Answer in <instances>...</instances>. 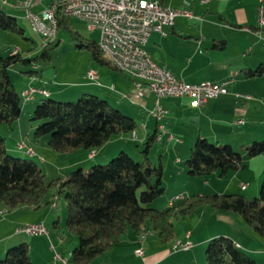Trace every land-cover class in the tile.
Returning <instances> with one entry per match:
<instances>
[{
  "label": "trees",
  "instance_id": "obj_1",
  "mask_svg": "<svg viewBox=\"0 0 264 264\" xmlns=\"http://www.w3.org/2000/svg\"><path fill=\"white\" fill-rule=\"evenodd\" d=\"M57 20L58 27L71 29L69 17L58 12ZM0 28L23 33L16 17L2 8ZM55 39L43 44L42 56H48L46 46ZM83 40L80 45L90 49L95 61L111 64L102 54L96 39L84 37ZM215 44L222 46L224 41L218 40ZM17 61L32 62L33 56L23 57L18 48L7 55L0 54V124L9 128L18 120L23 100L8 72ZM258 70L254 74H258ZM26 73L33 77L39 71ZM41 95L47 97H41L33 107L31 119L37 124L33 134L35 138L46 137L49 146L60 153L79 148L92 152L111 136L131 132L137 126L134 117L91 92H83L76 100ZM156 133L157 128L143 142L142 160L120 150L106 163H94L87 169L78 166L65 177L51 179L32 158L35 153L25 149L29 157L11 154L6 147L5 136L0 133V206L10 209L26 205L38 209L49 202L47 194L56 187L66 200V224L78 239V244L71 251L72 264L90 263L110 249L128 229L142 234L150 227L161 241H170L173 238L172 219L188 214L202 204L220 213L240 214L245 223L264 237V178L259 194L254 197L240 192L192 194L182 196L162 209L148 205L164 192L162 161L159 159L154 164L148 156ZM260 153H264V139H254L250 144L235 149L231 143L221 144L198 136L185 159L186 171L189 175L206 176L215 172L223 176L243 166L244 158ZM55 223L57 219L53 221ZM205 261L206 264H259L229 235L223 234L209 239ZM0 264H32L27 242L8 247Z\"/></svg>",
  "mask_w": 264,
  "mask_h": 264
},
{
  "label": "crops",
  "instance_id": "obj_2",
  "mask_svg": "<svg viewBox=\"0 0 264 264\" xmlns=\"http://www.w3.org/2000/svg\"><path fill=\"white\" fill-rule=\"evenodd\" d=\"M21 1L23 0H0V8L15 16L18 20L21 16L22 18L25 17L24 8L20 5ZM47 1L42 0L41 2L33 3L31 7L35 11H39L44 8ZM160 1L175 8H188L194 12L195 17L177 15L172 24L163 26L162 32L153 31L146 45L151 56L161 66L170 70L176 77L187 82H200L203 80L223 81L231 77L233 78L228 84L229 91L227 93L220 94L214 98H208L202 103H198L196 98L189 95L163 96L160 98V103L167 108L164 122L168 130L174 135L170 140H167L165 136H163L162 140L155 139L164 146L165 153L160 154V158L161 156H166L165 154L174 149L181 153V155L187 154L198 136L218 142L222 139L224 141L232 140L231 142L239 138L248 140L251 137L255 138L257 134L263 136L264 36H262L257 24L256 7L261 1L264 3V0ZM94 30L98 31L97 29ZM218 40H223L224 44L222 46L216 45L215 43ZM0 48L1 54V50L5 48L4 44L0 43ZM14 48L17 47H13L12 49ZM99 64L103 66L91 65L87 69V71L93 70L96 74L95 77L91 78L85 72L78 79L70 83V85L62 86V81H59V83L55 82L51 89L44 84L36 83V77H31L26 82H20V77H17L16 80L12 79L15 87V82H20L21 89L19 92L28 85H34L35 82L36 86L46 88L50 96L55 94L58 96V99L63 100L74 99L83 92H91L107 99L111 104L136 119L137 126L133 131L111 136L101 147L92 151L94 153L92 156L89 155L90 150L85 148L63 152L68 155L71 154L74 158L70 165L62 166V169H74L78 166L85 168L87 164H92V161L107 160L112 154L120 150H125L128 153L134 151L135 154L137 153L138 159H140L142 155L140 154L141 151L139 152V147L142 146L150 133L156 132L157 122L148 113V109L153 104V94L146 92L141 99L135 98V87L129 76L115 68L112 64ZM257 68L259 72L258 74H254ZM236 92L242 94L248 93L252 97L236 96ZM41 97V94H37L33 98L28 99L32 103L31 107H34ZM22 111L23 106L21 107L18 120L21 117ZM256 114L258 116L257 120L254 117ZM239 119L243 121L238 122ZM18 120L13 124L12 128L3 123L0 124L1 134L6 135L8 132L13 134L14 138L11 144L6 140V147L10 152L14 148L19 149L16 143L20 139L26 140L31 145L28 141V136L31 132L30 128L35 123L28 128L23 127L21 121ZM255 124L260 125L258 133L253 131ZM239 126L247 127L246 131H238ZM177 132H182V135L179 136ZM25 135L27 138L24 137ZM243 142L239 143L240 147L244 146ZM174 161L179 164L181 159L176 157ZM162 164L164 166V163ZM243 164V166L227 172L230 173L228 174L230 179L227 181L225 187H231V189H225V192L229 190L228 192H244L243 194L250 192L255 194L259 190L260 178L264 175V153L244 158ZM249 166L253 167V170H249ZM56 171L57 176L60 177H65L68 173V171L61 172L60 169H56ZM184 171L185 169L182 170V168L178 167L177 174L182 175ZM243 171H246V173ZM164 172L165 167H163ZM45 173L48 174L47 172ZM251 178L256 182L253 187H250ZM241 183H245V186H242ZM176 194L179 193L175 192L173 196ZM55 198L56 196L53 194L48 200L50 202V200H54ZM168 205H170L169 200L166 202V206ZM152 206L160 208L159 205ZM22 207L30 209V206L23 205ZM21 209L18 208L17 211L19 212ZM223 214L228 220L234 219V215L230 213ZM47 218L45 217L46 220ZM45 219H35L31 222H45ZM25 222L27 221H19L17 223L13 218H5V215L3 218H0V257L12 244L27 240L25 236H22L24 235L23 232L16 231V227ZM248 231H250V228ZM146 232L150 233L149 230ZM225 233L238 246L245 248L246 252L253 256L259 264H264V240L259 239L261 242L260 247H251L250 245H245L246 243L243 240L235 238L229 231ZM124 234L127 235L126 240H128V243L130 241L137 242L139 239L136 236L137 234H130V232H125ZM186 234L180 239L190 240L192 245L188 249L173 250L171 248L174 240H177L179 237H173L167 242L157 243L156 239L147 238L149 237L147 236L144 243L152 242V239L155 240L154 253L141 257L144 254L143 249L141 254L134 252L125 256L123 254L116 256V252L120 249L118 248L120 244L119 239L108 250L109 252L98 255L88 264H206L203 246H205L207 239L213 235L204 234L193 241L190 239L192 232H188V236ZM56 249L55 251L53 250L54 253L53 251L50 252L49 257L44 260V264H66L54 257L55 252H59L60 246L56 245ZM59 253L63 256L62 252ZM67 264H69L68 260Z\"/></svg>",
  "mask_w": 264,
  "mask_h": 264
},
{
  "label": "rangeland",
  "instance_id": "obj_3",
  "mask_svg": "<svg viewBox=\"0 0 264 264\" xmlns=\"http://www.w3.org/2000/svg\"><path fill=\"white\" fill-rule=\"evenodd\" d=\"M70 23L71 29H67L64 26L58 27L55 41L49 43L46 46L45 50L47 51L48 56L41 55L42 51L44 50L42 37L37 32L32 30L28 20L25 17L22 18L21 16L18 18V24L23 29L22 34L14 31L3 30L0 28V32H3L0 33V43L4 44L5 46V48L1 50V55H7L8 53H10L9 51L13 47H17L23 57L33 56L32 62L17 61L9 67L8 72L11 79L16 80L17 77H20V82H26L32 77L29 75V73H26V71L33 70L34 72L36 70L39 71V73H34L35 76L33 77H36L35 82L38 84H44L46 87L51 89L54 83H59V81H62V86L70 85V83H72L80 76H82L85 72H87L88 67H91V65L103 66L93 59L90 49H88L84 45H80L82 41H85L83 40L84 37L97 39L99 32L96 30H89L85 26V23L77 17H70ZM20 82H15L18 91L21 89ZM35 82L34 86H36ZM42 97L47 96L42 95ZM49 97L57 98L58 96L52 94ZM76 99H78V97L74 98V100ZM31 104V102L24 99L21 102V107L23 106V111L18 121H21V125L23 127L29 128L30 125H33L35 123L34 120L31 119L33 110ZM254 117L255 120H257V114ZM36 125L30 128L31 132L28 136V141L30 142L35 152V155L33 154L34 156L32 158L39 164V166H41L45 170L44 172L48 173L46 175L49 179L57 176L56 169H60L61 172H70L72 168L65 170L62 169V166L70 165L74 157L71 154L68 155L67 153H60L52 149L49 146L46 137L44 136L35 138L33 132ZM238 128V131L244 132L246 131L247 127L239 126ZM259 128L260 125L255 124L253 131L258 133ZM177 133L179 136L182 135V132ZM24 137L27 138L26 135ZM5 138L7 141H9V144H11L14 137L13 134H10L8 132L5 135ZM254 139H264V135L260 136V134H257L255 138L251 137L248 138V140L239 138L235 139L234 142H231L232 140L224 141L222 139L219 141V143L225 144L230 142L232 143L235 149H240V142L244 141V145H248ZM142 149L143 146H140L139 152L141 151L140 154L142 155V158H140V160L144 158V152H142ZM10 153L19 157H29L28 154L25 152V149L23 150L14 148V150H12ZM118 153L119 151L115 152V154H112L110 158L116 156ZM163 153H165L164 146L154 140L149 149L148 156L150 157L151 162L154 164L158 163L159 159L162 161V163H164L163 167H165V172L162 176L164 192L162 195L154 199L148 205H159V209H162L166 206V202L173 196V193L175 192L182 193L184 197H188L192 194L206 195L212 193H225V189H231V187H225L227 181L230 179L228 175L230 173H227V175L223 176H220L217 173H210L206 176L189 175L186 171L185 165V159L188 158L189 152L185 155H181V153L177 152L174 149L171 152L165 154L166 156H161L160 158V154ZM129 154L136 158V160L138 159L137 153L135 154L134 151H130ZM176 157H179L181 159V162L179 164L175 163L174 161ZM107 161L108 160H96L92 161V164L106 163ZM92 164H87L85 166V169L90 167ZM178 167H180V169L182 168V170L185 169L182 175L177 174ZM48 168L49 170H47ZM248 168L249 170H253V167L251 166H249ZM244 173H246V171ZM244 173L242 174L246 175ZM263 178L264 175L260 178L259 186ZM253 182L254 184H252ZM250 183V187H253L255 186L256 182L251 178ZM258 189H260V187ZM228 191H226V193ZM53 194L56 196V198L54 200H50L49 203L42 205L38 209H34L32 207H30V209H27L26 207H22L23 205H18L16 208H10L8 209V211H6V209L0 206V218H3V216L5 215V218H13L14 221H17V223L19 221L31 222L35 219H45V217H48L47 220L45 219V224L48 226V233L50 232L49 235H30L25 233H23L24 235H22L27 238L25 242H27L28 244V251L33 264H44V260L49 257L50 252L53 250H57L56 245H58V247L60 246V249L58 251L62 252L63 257H65L64 263L67 264L68 260V263L72 264L71 251L78 244V239L76 235H74L70 231L65 221L66 200L64 195L62 193H58L56 187L52 188L49 191L47 197H52ZM258 194L259 190H257L255 194L248 192V194L245 195L248 197H254ZM18 208L22 209L18 212ZM3 211L5 212L2 213ZM232 215H234V219L228 220V218L224 216L223 213H220L219 211L210 207L207 204H202L190 213L181 214L172 219L173 237H179L178 239H180L184 237L186 233L192 232V236L190 239L195 241L197 238L202 237L204 234H212L213 236L222 234L227 235L225 232L229 231L235 238L243 240L244 243H246L245 245H250L251 247H260V240H264V237L259 235L255 231L253 226L245 223L243 217L240 214L236 213ZM56 219L57 224L55 225L53 224V221ZM249 228L250 231H248ZM149 231L151 234L148 232H143L142 235L137 234L136 236L139 238L137 242L130 241L129 243L128 240H126L127 235L123 233L124 235L122 234V237H119L120 244L118 245V248L120 249L116 252V256H119L120 254H123L124 256L128 254H133L134 252H136L137 248L144 249V254L141 257L154 253V239L157 240V243H163L164 241H161L157 237L156 233L154 234L152 228L149 227ZM126 232H130V234L134 235L136 234L132 231V229H128ZM146 237L154 239H152V242L150 241L144 243ZM211 237L207 239L205 246H203L204 258L205 248ZM242 249L246 251L245 248ZM108 250L105 252H109ZM5 254L6 250L0 257V259L3 258Z\"/></svg>",
  "mask_w": 264,
  "mask_h": 264
},
{
  "label": "built area",
  "instance_id": "obj_4",
  "mask_svg": "<svg viewBox=\"0 0 264 264\" xmlns=\"http://www.w3.org/2000/svg\"><path fill=\"white\" fill-rule=\"evenodd\" d=\"M41 1L23 0L20 5L24 8V16L32 30L42 37L43 44L56 38L58 20L54 19V6L62 5L64 16L77 17L89 30H98L97 42L102 54L115 68L132 79L135 98L141 99L146 92L153 94V104L148 109V113L157 122V140H162L163 136L170 140L174 136L164 122L167 108L160 103L161 97L189 95L196 98L198 103H202L208 98L229 91L228 84L233 80L232 77L217 83H208V80H205V83L187 82L161 66L151 56L147 46H139V39H146L147 45L150 34L153 31L162 32L163 26L172 24L177 15L195 17L194 12L188 8H175L159 0H48L43 9L39 11L32 9L33 3ZM256 8L257 24L264 36V3L261 1ZM87 75L91 78L96 76L93 70H88ZM36 94H49V92L46 88L34 85H28L21 91L24 100L31 99ZM235 95L252 97L248 93L236 92ZM242 121V119L238 120V122ZM16 146L35 153L33 147H29L23 139H20ZM93 154L89 153L91 156ZM241 185L245 186V183ZM182 196L181 193L172 196L169 203L172 204ZM16 231L30 235H49L48 226L43 221L23 223L16 227ZM191 245L189 240L180 239L171 248L188 249ZM142 251V248L136 249L137 254H141ZM54 257L64 262V257L59 252H55Z\"/></svg>",
  "mask_w": 264,
  "mask_h": 264
},
{
  "label": "bare ground",
  "instance_id": "obj_5",
  "mask_svg": "<svg viewBox=\"0 0 264 264\" xmlns=\"http://www.w3.org/2000/svg\"><path fill=\"white\" fill-rule=\"evenodd\" d=\"M58 12L62 13V5H55L54 6V19H57ZM139 46H146V39H139ZM198 83H205V80L200 81V82L198 81ZM208 83H217V81H209L208 80ZM29 147H32V146L29 145ZM29 153H31V152H29ZM176 241H180V239L175 240V242L173 243V246L176 245Z\"/></svg>",
  "mask_w": 264,
  "mask_h": 264
}]
</instances>
